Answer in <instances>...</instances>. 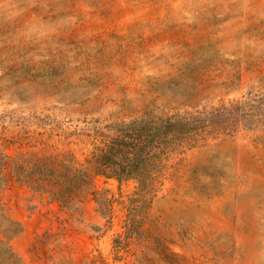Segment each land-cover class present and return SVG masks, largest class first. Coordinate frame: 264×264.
<instances>
[{"label":"rangeland","instance_id":"obj_1","mask_svg":"<svg viewBox=\"0 0 264 264\" xmlns=\"http://www.w3.org/2000/svg\"><path fill=\"white\" fill-rule=\"evenodd\" d=\"M167 121L190 132L145 202L89 171L68 209L13 177ZM2 153L0 264H264V0H0Z\"/></svg>","mask_w":264,"mask_h":264},{"label":"trees","instance_id":"obj_2","mask_svg":"<svg viewBox=\"0 0 264 264\" xmlns=\"http://www.w3.org/2000/svg\"><path fill=\"white\" fill-rule=\"evenodd\" d=\"M188 124L167 121L163 127H128L114 138L107 147L94 155L90 168L71 177V167L65 162L50 159L37 160L35 166L27 170L23 165L13 168V177L20 184L31 186L34 191L47 194L51 200L72 209L75 199L89 186L88 172L97 176L118 180L135 179L139 183V201L145 202L156 191L159 183L160 160L168 151L189 134ZM9 156L2 153L0 166V189L8 186L9 179L4 170L9 166ZM66 167V172L55 168L56 164ZM80 181L73 189L75 180ZM83 198V197H82ZM82 201V200H81ZM9 251L15 255L11 245Z\"/></svg>","mask_w":264,"mask_h":264}]
</instances>
